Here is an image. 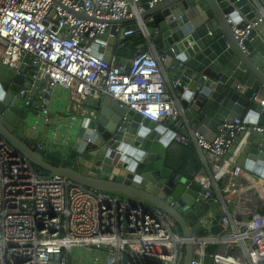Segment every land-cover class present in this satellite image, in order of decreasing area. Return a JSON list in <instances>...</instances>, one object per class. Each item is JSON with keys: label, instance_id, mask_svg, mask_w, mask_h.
<instances>
[{"label": "built area", "instance_id": "obj_1", "mask_svg": "<svg viewBox=\"0 0 264 264\" xmlns=\"http://www.w3.org/2000/svg\"><path fill=\"white\" fill-rule=\"evenodd\" d=\"M162 1L149 0L148 7ZM73 11L89 18L77 17ZM143 11L140 0H0V62L17 70L25 55L31 58L29 88H20L11 102L26 94L24 103L32 100L47 122L51 95L60 89L70 94L76 108L86 98L106 96L141 119L165 124L173 133L171 141L193 145L211 157L221 185L201 173L193 178L200 184L201 200L216 204L220 230L210 233L212 223L204 220L205 235L182 236L157 208L57 175L44 176L0 137V264H70L74 249H94L88 264H181L185 243L192 245L190 264H205L209 244H215L211 264H264V217L255 213L243 218L238 198L249 186L236 180L242 169L229 158L241 133L264 135V124L233 117L224 120L208 140L198 130L186 129L184 119L178 118L182 111L166 82L175 87L179 81L178 76L168 81L165 75L166 51L137 50L129 67L124 61L114 62L113 53L104 59V44L99 41L108 35L107 21L134 17L135 26L125 28L123 35L140 32L146 39L153 37L139 19ZM263 16L259 8L253 22L232 27L241 48ZM253 101L263 113L264 98L255 95ZM124 251L130 257L127 262L122 260Z\"/></svg>", "mask_w": 264, "mask_h": 264}, {"label": "water", "instance_id": "obj_2", "mask_svg": "<svg viewBox=\"0 0 264 264\" xmlns=\"http://www.w3.org/2000/svg\"><path fill=\"white\" fill-rule=\"evenodd\" d=\"M140 1L144 11L139 19L153 36V43L181 63L175 69L179 83L174 88L180 94L177 100L185 123L212 140L224 120L239 117L246 123L258 122L259 107L253 96L264 98V16L243 39V48L232 27L242 28L253 22L259 8L264 11V0H164L153 7H148L149 0ZM73 14L89 18L81 11ZM156 14L160 16L157 22L147 21ZM131 22H135L134 17L107 21L108 35L99 41L104 44V59L109 60L116 42L129 39L123 32ZM154 28L157 33H153ZM30 62V56L25 55L17 70L0 62V137L33 167L46 177L57 175L157 208L182 236L205 235L204 219L212 223L210 233L220 230L217 222L205 217L209 205L198 195L199 182L192 175L177 173L163 156L159 157L173 134L165 124L141 119L109 97L94 95L85 99L93 114L73 121L66 139L56 145V153L27 135L26 119L35 109L34 103H24L26 94L13 103L11 99L20 88H29ZM114 62L123 59L115 57ZM125 64L129 67L131 59ZM243 157L242 168L251 176L246 181L249 187L238 198L244 207L243 218L255 213L263 218L264 144L253 139ZM214 249L215 244L205 247V264H211ZM191 254L192 245L185 243L181 264H190ZM122 260L127 262L130 257L122 252Z\"/></svg>", "mask_w": 264, "mask_h": 264}, {"label": "crops", "instance_id": "obj_3", "mask_svg": "<svg viewBox=\"0 0 264 264\" xmlns=\"http://www.w3.org/2000/svg\"><path fill=\"white\" fill-rule=\"evenodd\" d=\"M159 17V14H156L155 16H152L151 19L154 21ZM239 17L242 18V15L239 14ZM148 19L149 18H147V20ZM134 26L135 23L131 22L126 25V28ZM112 49V53L115 55V57H121L124 62L130 59L137 50L148 51L154 49L157 52L166 51L163 47H157L153 43L152 38L146 39L140 32H135L134 34L130 35L129 39L125 41L116 42ZM177 63L178 62L175 58L167 57V60L164 64V71L168 81L177 77V72L175 70ZM166 89L170 95L176 98V100L180 96L178 91L173 86H171L169 82H166ZM51 101L52 102L47 122L41 120V117L38 115V111L36 109H31L32 113L29 118L26 119L28 122L26 133H28L27 135L31 136L32 138H36V140L42 144V147H45L47 150L56 153L58 151L56 150V145H58V142L66 139L72 126H74L73 121L75 119L79 120L82 117L88 115L89 111L87 104H85V100L81 104L82 107L78 104V107L76 108L75 102H73L71 99L70 94L68 92L61 91L60 89H56L52 93ZM177 105L181 109L178 100ZM258 115L260 117L257 118V123L264 124V116L262 113H258ZM72 116L75 117L74 120H72ZM178 118H182V116H179ZM185 128L190 130L192 129L187 124L185 125ZM255 138H257L261 144H264V135L249 132L241 133L229 152V158L241 166V173L239 177L236 178V180L241 183H246V181H248L251 177L250 174L242 168L244 159L243 152L248 147L250 142ZM164 150V155L160 154L159 157L163 156L166 159L168 165L177 173H180L184 176H193L196 173H201L203 175L210 176L216 186L221 185V178L218 175H215L211 168V157L199 152L193 145L184 146L170 141L164 147ZM213 191H215L214 188ZM208 213L213 216L211 219L218 223L219 214L216 210V207L215 211L214 209L213 211L210 209Z\"/></svg>", "mask_w": 264, "mask_h": 264}, {"label": "rangeland", "instance_id": "obj_4", "mask_svg": "<svg viewBox=\"0 0 264 264\" xmlns=\"http://www.w3.org/2000/svg\"><path fill=\"white\" fill-rule=\"evenodd\" d=\"M215 205H216L215 203H209V206L210 207H209L208 211L210 209L212 211L214 209V211H215V207H216ZM205 217L208 218V219L213 218V217L210 216L209 213H207L205 215ZM204 220H207V219H204ZM218 222H219V220H218ZM94 252H95L94 249L91 250V251H87V250H84V249H74V251H72L71 254H70V257H69L70 258V261H69V263L70 264H88L89 263V257L91 256V254L93 255ZM124 252L127 254L126 251H124Z\"/></svg>", "mask_w": 264, "mask_h": 264}, {"label": "trees", "instance_id": "obj_5", "mask_svg": "<svg viewBox=\"0 0 264 264\" xmlns=\"http://www.w3.org/2000/svg\"><path fill=\"white\" fill-rule=\"evenodd\" d=\"M158 20L156 19V20H154V22H157Z\"/></svg>", "mask_w": 264, "mask_h": 264}]
</instances>
